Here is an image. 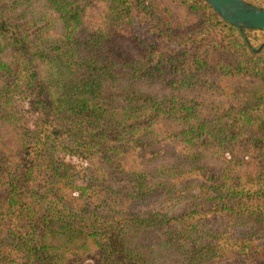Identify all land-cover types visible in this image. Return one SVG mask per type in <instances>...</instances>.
Listing matches in <instances>:
<instances>
[{"label": "trees", "instance_id": "1", "mask_svg": "<svg viewBox=\"0 0 264 264\" xmlns=\"http://www.w3.org/2000/svg\"><path fill=\"white\" fill-rule=\"evenodd\" d=\"M0 182V264L264 258V29L207 0H0Z\"/></svg>", "mask_w": 264, "mask_h": 264}, {"label": "water", "instance_id": "2", "mask_svg": "<svg viewBox=\"0 0 264 264\" xmlns=\"http://www.w3.org/2000/svg\"><path fill=\"white\" fill-rule=\"evenodd\" d=\"M225 19L240 28L264 29V6L248 0H207Z\"/></svg>", "mask_w": 264, "mask_h": 264}, {"label": "rangeland", "instance_id": "3", "mask_svg": "<svg viewBox=\"0 0 264 264\" xmlns=\"http://www.w3.org/2000/svg\"><path fill=\"white\" fill-rule=\"evenodd\" d=\"M248 1L253 2L255 4H258V5H261V6H264V0H248ZM66 156L67 157H74V156L69 155V154ZM78 165H81V164H78ZM4 183L0 182V194H4L6 192V186L3 185ZM80 207H82V204ZM49 224L53 227L54 226H61V225H63V222L60 218H58L57 216H54V218L52 219V221ZM84 235H86V234L83 232H73L72 237L66 238V240H64L63 242L58 244V247L59 248H71L74 251L75 247L82 246L88 242V240L84 237ZM159 236H161V235L159 234ZM110 248H111V246H110ZM122 250H123V247H122L121 251ZM86 252H92V250L91 249L88 251L80 250V253L84 254ZM71 261H73L75 263H86V262H88V264H89L90 259L88 256H86L81 262L76 261V259L71 260ZM246 263L247 264H264V258L254 256L253 259L248 258V261ZM204 264H209V263H204Z\"/></svg>", "mask_w": 264, "mask_h": 264}]
</instances>
